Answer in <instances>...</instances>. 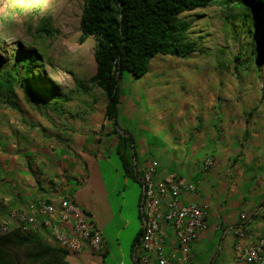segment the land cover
Listing matches in <instances>:
<instances>
[{
  "label": "rangeland",
  "instance_id": "obj_1",
  "mask_svg": "<svg viewBox=\"0 0 264 264\" xmlns=\"http://www.w3.org/2000/svg\"><path fill=\"white\" fill-rule=\"evenodd\" d=\"M84 7L85 0H0V79L23 59L38 58L24 79L25 86L20 80L16 82L15 98L0 95V191L6 192L7 201L16 196L18 190L10 179H22L19 170H26L34 180L38 177L39 182L50 178L60 181L64 189L58 186L57 192L64 190V199L75 202L92 217L103 237L100 254L87 257L85 249L84 254L73 253L68 261L134 264L133 251L141 231L142 187L124 165L139 172L150 168L156 156L154 147L178 155L181 145L173 148L177 131L200 126L214 132L217 139L208 142V148L189 154L198 160L215 155L220 166L222 162L229 165L222 167L227 169L224 184L230 194L238 191L235 202L245 193L249 198V188H257L259 178L260 185L264 183V169L263 173L255 170L257 176L248 187L238 178L231 187L233 180L229 179L250 166L247 161L242 164L245 157L235 158L242 141L254 143L252 135H260L261 146L244 144V150L253 155L264 151L260 149L264 147L260 44L264 30L250 27L252 23L244 16H229L219 4L183 15L190 24L186 38L196 43L197 53L183 58L157 56L146 77L125 78L114 122L107 118L103 91L89 82L97 70V41L79 42ZM242 12L236 10L233 15ZM45 27L50 34L43 32ZM24 77L20 68L19 79ZM77 82L87 84L88 90L78 87ZM26 90L39 97L48 94L45 103L35 102L40 98L30 99ZM88 152L94 160L89 167L82 158ZM219 168L213 167L220 172ZM212 188L219 191L220 183ZM249 201L255 202V197ZM233 212L237 214L236 228L231 229L219 216L209 221L212 227L202 235L198 247L201 258L195 264H221L230 235L233 241L246 239L247 231L257 234L258 239L264 236V211L263 218L252 216L242 203ZM4 216L0 214V219ZM149 264L158 262L151 260Z\"/></svg>",
  "mask_w": 264,
  "mask_h": 264
},
{
  "label": "trees",
  "instance_id": "obj_2",
  "mask_svg": "<svg viewBox=\"0 0 264 264\" xmlns=\"http://www.w3.org/2000/svg\"><path fill=\"white\" fill-rule=\"evenodd\" d=\"M216 4L224 6L229 16L236 19L244 16L246 21L252 23L250 27L254 26L257 31L264 30L262 0H85L79 42L85 44L90 38L97 41V70L89 82L100 88L106 96L108 120L116 121L121 105V83L125 78L146 77L150 72L151 62L157 56L183 58L197 53L196 43L186 38L190 24L182 16ZM236 10H244V13L233 15ZM43 32L51 33L47 27ZM260 44L264 60V37L260 39ZM37 61L38 58L34 55L14 65L6 77L0 79V95L11 100L15 98L16 82L20 80L25 86L24 79L29 76L32 64ZM19 67L25 74L23 79H19ZM77 86L88 90L85 83L77 82ZM25 93L30 99L40 98L35 101L37 103H45V97L48 96H36L31 90H26ZM124 167L138 181L137 174L134 170L131 171L129 164ZM46 202L52 204L50 201ZM141 236L140 231L135 244L140 243ZM101 252L94 253L91 250L90 253L95 255ZM72 254L46 241L43 234L24 232L22 229L0 237V264H71L68 259Z\"/></svg>",
  "mask_w": 264,
  "mask_h": 264
},
{
  "label": "built area",
  "instance_id": "obj_3",
  "mask_svg": "<svg viewBox=\"0 0 264 264\" xmlns=\"http://www.w3.org/2000/svg\"><path fill=\"white\" fill-rule=\"evenodd\" d=\"M135 173L142 187V236L134 249L133 261L170 264L173 259L181 264L189 263L191 247L209 231L208 207L185 203L184 192L194 193L196 187L174 174L157 178L156 164L142 172L136 169ZM242 219L246 220L247 216ZM16 229L43 234L46 241L71 253L79 254L87 248L94 253L103 250V237L92 217H87L75 202L67 199L58 204L41 200L0 219V237ZM169 232L173 234L172 240ZM167 249L172 252L169 256ZM235 252L243 264H264V237L247 246L237 245Z\"/></svg>",
  "mask_w": 264,
  "mask_h": 264
},
{
  "label": "crops",
  "instance_id": "obj_4",
  "mask_svg": "<svg viewBox=\"0 0 264 264\" xmlns=\"http://www.w3.org/2000/svg\"><path fill=\"white\" fill-rule=\"evenodd\" d=\"M214 132L210 129H202L199 127H194L191 131H184L179 130L177 131V136H175V144L174 149L178 148L177 143L180 146V149L182 150L178 155L171 154L170 152H166L165 150H161L157 147H154L153 152H155L156 156L153 158L151 162V166L154 164L157 165V171L158 175L157 178H164L168 174H174L177 175L179 179L184 180L188 184L193 185L194 183L196 187V192L194 193H188L184 192L183 194V200L185 203L190 204H201L205 205L209 209V217H208V225L211 228V224L209 221L213 218H216V216H219V218L224 222L226 220V223H229L228 226L231 227V229L238 227V223H236V212H233L235 206H240L242 203H245V208L249 211L250 215H256V216H262V213L264 211V183L260 185L261 178H257L258 180L256 182V186L253 190L250 191L249 188V198L247 197V194H243L240 198H242V203L235 202L234 201V195L238 194V191L234 194L229 193V189L225 187V182L227 180V169L226 171L222 170V167H227L229 165H224L225 162L221 164L219 158H215V155H207L205 159L198 160L195 159L194 156H191L189 152L198 154L202 149L208 148L207 143L208 142H214L215 139H217L216 135L213 134ZM254 138V143H250V139H245V142L242 141L241 146V152H235V158L240 155V157L243 158L242 164L247 161V163L252 167L249 166V168L243 169V167L240 169V171L236 172L234 177H229V179H232L230 186H234L235 179L238 178L241 181V184L249 185V183L253 182V176H257L255 173V170H258L259 172L264 169V151L260 155H253L248 150H244L245 146L244 144H247L250 148L251 145L254 147H259L260 145V135H252ZM257 140V141H256ZM259 140V142H258ZM190 147V148H189ZM248 148V149H249ZM264 148L263 146L260 147V149ZM99 151V150H98ZM185 151V152H183ZM39 156H41V152L37 153ZM83 161L86 163V166L89 167V163L94 161L91 157V153H87V155L83 156ZM251 160V161H250ZM209 161L210 164L208 163ZM230 162V159L228 160V163ZM252 163V165L250 164ZM37 166H38V159H37ZM201 166L203 168H201ZM218 167L219 171L217 169H213V167ZM144 168L142 171L146 170ZM254 168V170H253ZM19 175L23 179H18V182H13L12 179L10 181L14 183L15 188H17L18 191H16V196L11 197L10 200L5 199V193L3 191L0 192V201L2 202L1 208H0V214H4V218L8 216L9 213L14 211L13 206L17 207L18 209H22L24 207H28L31 204L38 202V201H50L51 203L58 204L60 203L64 198L61 196L64 192L62 190L61 193H58L57 190L58 186L64 189V185L58 181V183H55L54 180L51 178L48 181H38V177L36 179H32L30 177L29 172L26 170H19ZM52 172V171H51ZM226 173V174H225ZM22 175V176H21ZM259 175V174H258ZM264 175V173H263ZM35 177V176H34ZM33 177V178H34ZM214 181V184H213ZM46 184L48 185H44ZM220 183V190L216 191L213 189V185L216 186ZM59 184V185H58ZM228 185V184H227ZM248 187V186H247ZM8 194V192H7ZM239 196V195H238ZM255 197V202L249 201L251 197ZM224 205H226V208L223 209ZM263 218V216H262ZM251 221V220H250ZM254 221V220H253ZM264 221V219H263ZM236 223V224H235ZM250 223V222H249ZM248 223V224H249ZM252 223V222H251ZM241 225V224H239ZM235 226V227H234ZM243 226V225H242ZM217 227V226H216ZM217 229V228H215ZM246 239H237L235 241L232 240V235L229 241V245L227 247V252L225 254L224 260L221 262V264H243L241 261H239L238 256L235 252V247L237 245L247 246L250 244L255 243L258 239V235L254 232L247 231ZM228 233V232H227ZM233 233V232H232ZM228 235V234H227ZM173 234L169 232V240H172ZM264 237V236H263ZM202 242V239L195 243L191 247V254H190V262L186 264H195L198 262V260L201 258V255L199 254V245ZM174 246V243H172ZM86 251L79 253L84 254ZM171 250L167 249V255H171ZM78 254V255H79ZM91 254L87 250V257H90ZM180 257V256H179ZM170 263L173 264H181L177 260H170ZM71 264H75L72 263Z\"/></svg>",
  "mask_w": 264,
  "mask_h": 264
}]
</instances>
